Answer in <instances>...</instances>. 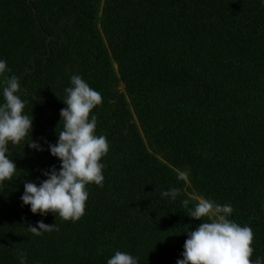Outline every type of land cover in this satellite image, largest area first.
<instances>
[{
  "label": "trees",
  "instance_id": "trees-1",
  "mask_svg": "<svg viewBox=\"0 0 264 264\" xmlns=\"http://www.w3.org/2000/svg\"><path fill=\"white\" fill-rule=\"evenodd\" d=\"M0 59L11 69L0 92L20 78L45 148L10 145L17 171L0 183V264H20V252L28 264H107L116 251L177 264L203 222L189 216L201 198L230 203V219L253 229V259L264 257L261 0H0ZM73 74L102 94L96 132L110 144L103 187L88 186L76 222L21 200L26 181L60 167L46 141L58 140ZM173 187L177 199L160 195ZM41 220L56 227L34 235Z\"/></svg>",
  "mask_w": 264,
  "mask_h": 264
},
{
  "label": "clouds",
  "instance_id": "clouds-1",
  "mask_svg": "<svg viewBox=\"0 0 264 264\" xmlns=\"http://www.w3.org/2000/svg\"><path fill=\"white\" fill-rule=\"evenodd\" d=\"M10 71L7 61L0 59V77ZM4 83L0 92L3 98L0 102V183L11 181L17 171L10 145H21L30 138L31 142L26 144L32 149L45 150L32 138L34 117L25 113L26 101L21 97L20 78L12 75L6 77ZM65 93L63 102L66 107L61 109L58 140L56 143L46 141L51 155L59 159L60 167L44 170L47 179L39 184L26 181L21 200L23 205L30 206L33 214L47 216L51 212L65 221L76 222L85 214L88 186L94 183L103 187L105 164L102 161L110 144L105 135L96 132L98 116L93 110L102 105V94L78 74L71 76ZM189 175L188 170L177 171L179 181L187 183ZM181 191V188L173 187L161 191L160 195L175 200ZM182 204L188 207L190 199H183ZM233 212L230 203L199 199L190 209L189 216L203 222L187 231L183 258L178 259L177 264H264V257L253 259V229L230 219ZM55 227L56 224L49 225L41 220L38 226H30V230L40 236ZM18 259L20 264H28L25 253L20 252ZM107 264H139V257L116 251Z\"/></svg>",
  "mask_w": 264,
  "mask_h": 264
},
{
  "label": "water",
  "instance_id": "water-1",
  "mask_svg": "<svg viewBox=\"0 0 264 264\" xmlns=\"http://www.w3.org/2000/svg\"><path fill=\"white\" fill-rule=\"evenodd\" d=\"M43 104V103H42Z\"/></svg>",
  "mask_w": 264,
  "mask_h": 264
}]
</instances>
